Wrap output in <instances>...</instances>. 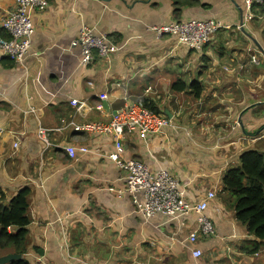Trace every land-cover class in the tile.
Segmentation results:
<instances>
[{"label": "crops", "instance_id": "obj_1", "mask_svg": "<svg viewBox=\"0 0 264 264\" xmlns=\"http://www.w3.org/2000/svg\"><path fill=\"white\" fill-rule=\"evenodd\" d=\"M47 1L45 11L30 12L34 33L23 64L0 51V193L10 200L30 191L28 263L263 264L264 247L251 254L254 238L219 193L243 152L264 151V58L259 66L248 62V49L264 53V5L254 6L253 19L237 29L243 0H184L178 12L173 0ZM0 3L4 11L15 5ZM188 19H212L231 29L216 33L200 53L151 30ZM83 26L113 36L120 49L109 64L81 65L72 43ZM0 37L9 38L6 32ZM177 82L184 91L173 90ZM192 83L201 89L198 96ZM71 100L86 107L79 113ZM129 104L147 105L173 126L147 139L125 135V157L154 173L169 171L191 203L213 191L216 199L205 214L214 237L187 241L196 228L193 213L141 217L120 194L123 173L108 159L111 138L74 131L88 122L108 123ZM38 129L49 131L47 151ZM64 146L89 153L71 160Z\"/></svg>", "mask_w": 264, "mask_h": 264}, {"label": "built area", "instance_id": "obj_2", "mask_svg": "<svg viewBox=\"0 0 264 264\" xmlns=\"http://www.w3.org/2000/svg\"><path fill=\"white\" fill-rule=\"evenodd\" d=\"M14 3V8L8 11H4L0 3V32H6L9 36L6 40L0 37V51L4 57L21 65L28 56L31 37L34 33L30 12L45 11L48 1L14 0ZM263 4L264 0H243V21L237 29L244 27L245 23L253 19L254 6ZM230 29L229 25H223L212 19H188L161 27H153L151 30L158 39L163 36L172 37L176 40L177 45L184 47L187 51L200 53L216 33ZM72 45L78 48L79 59L83 67L93 64L96 60H102L109 64L113 55L120 49L111 34L99 32L94 27L86 26L79 29ZM248 54V62L254 66H259V58H264V53L258 48L248 49ZM224 71L227 73L228 69L224 68ZM70 105L79 113L86 107L84 102L76 100H71ZM101 109V105L97 106V110ZM261 117L264 121V114ZM172 126L171 119L163 113H154L142 105L129 104L116 110L108 123L88 122L74 126V131L92 135L102 134L111 138L114 151L108 156V159L123 173L124 189L120 194L128 195L134 211L145 220L158 215L178 219L190 213L195 214L197 217L196 228L187 238V241L194 245L199 238H211L216 234L213 222L205 214L210 203L216 199L215 193L207 191L196 203L187 201L175 176L166 170L154 173L144 163L126 158L122 143L127 134L135 133L142 139H147L160 134L167 127L172 128ZM3 132L4 130L0 127V135ZM48 132L38 129L37 133L45 151L52 147L48 139ZM17 145L16 142L13 148L16 149ZM61 150L71 160H74L79 153H89L87 147L64 146ZM192 256L198 259L201 257V252L194 250Z\"/></svg>", "mask_w": 264, "mask_h": 264}, {"label": "trees", "instance_id": "obj_3", "mask_svg": "<svg viewBox=\"0 0 264 264\" xmlns=\"http://www.w3.org/2000/svg\"><path fill=\"white\" fill-rule=\"evenodd\" d=\"M173 2L176 12L184 6V0H173ZM260 6L257 5V7ZM185 88V84L182 82L173 85V90L177 92L184 91ZM190 88L195 96L200 94L201 89L197 83L190 84ZM142 106L154 113H159L147 105L143 104ZM29 195V189H24L7 200L0 193V257L9 254L22 257L20 260L11 261L8 264H29L24 258L27 252L28 226L30 224L27 214ZM219 197L223 199L225 207L234 214L235 220L254 238L251 254L263 248L264 151L252 149L240 155L239 167L227 172L222 179V190Z\"/></svg>", "mask_w": 264, "mask_h": 264}, {"label": "water", "instance_id": "obj_4", "mask_svg": "<svg viewBox=\"0 0 264 264\" xmlns=\"http://www.w3.org/2000/svg\"><path fill=\"white\" fill-rule=\"evenodd\" d=\"M21 258H22L21 255H15V254L5 255L0 257V264H8L11 261L20 260Z\"/></svg>", "mask_w": 264, "mask_h": 264}]
</instances>
